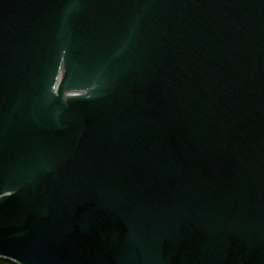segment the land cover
<instances>
[{"label": "water", "instance_id": "obj_1", "mask_svg": "<svg viewBox=\"0 0 264 264\" xmlns=\"http://www.w3.org/2000/svg\"><path fill=\"white\" fill-rule=\"evenodd\" d=\"M0 259L264 264V0H0Z\"/></svg>", "mask_w": 264, "mask_h": 264}, {"label": "trees", "instance_id": "obj_2", "mask_svg": "<svg viewBox=\"0 0 264 264\" xmlns=\"http://www.w3.org/2000/svg\"><path fill=\"white\" fill-rule=\"evenodd\" d=\"M0 264H14V263L0 259Z\"/></svg>", "mask_w": 264, "mask_h": 264}]
</instances>
